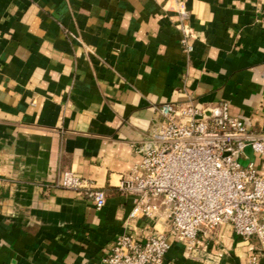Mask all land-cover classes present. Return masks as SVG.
<instances>
[{
	"label": "crops",
	"instance_id": "crops-1",
	"mask_svg": "<svg viewBox=\"0 0 264 264\" xmlns=\"http://www.w3.org/2000/svg\"><path fill=\"white\" fill-rule=\"evenodd\" d=\"M189 99L264 132V0H0V264H101L159 106ZM64 171L105 205L55 185ZM168 239L165 264H264L228 223L194 254Z\"/></svg>",
	"mask_w": 264,
	"mask_h": 264
},
{
	"label": "built area",
	"instance_id": "built-area-1",
	"mask_svg": "<svg viewBox=\"0 0 264 264\" xmlns=\"http://www.w3.org/2000/svg\"><path fill=\"white\" fill-rule=\"evenodd\" d=\"M178 8L185 16V4ZM158 110L142 160L121 184L135 196L125 230L101 264H165L168 236L194 254L201 237L225 223L244 239L256 236L264 256V132L247 127L224 102L165 101ZM54 184L86 194L96 209L106 203L105 191L76 172H62ZM138 218L144 220L140 234L129 228ZM161 218L168 221L165 230L157 228Z\"/></svg>",
	"mask_w": 264,
	"mask_h": 264
},
{
	"label": "water",
	"instance_id": "water-1",
	"mask_svg": "<svg viewBox=\"0 0 264 264\" xmlns=\"http://www.w3.org/2000/svg\"><path fill=\"white\" fill-rule=\"evenodd\" d=\"M244 151L249 156V159L252 160L254 158L253 151L250 146H247Z\"/></svg>",
	"mask_w": 264,
	"mask_h": 264
}]
</instances>
